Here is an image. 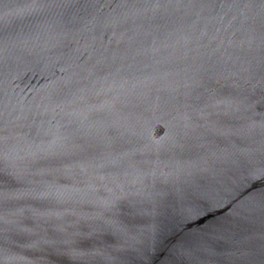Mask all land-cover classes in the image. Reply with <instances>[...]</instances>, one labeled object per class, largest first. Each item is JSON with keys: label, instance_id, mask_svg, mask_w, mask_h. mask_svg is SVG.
<instances>
[{"label": "water", "instance_id": "1", "mask_svg": "<svg viewBox=\"0 0 264 264\" xmlns=\"http://www.w3.org/2000/svg\"><path fill=\"white\" fill-rule=\"evenodd\" d=\"M0 264H264V0H0Z\"/></svg>", "mask_w": 264, "mask_h": 264}]
</instances>
